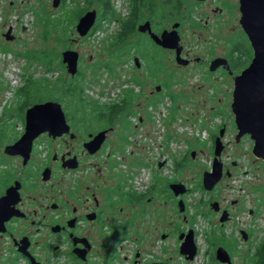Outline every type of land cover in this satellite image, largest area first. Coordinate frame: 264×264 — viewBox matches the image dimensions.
Listing matches in <instances>:
<instances>
[{
	"label": "rangeland",
	"instance_id": "1",
	"mask_svg": "<svg viewBox=\"0 0 264 264\" xmlns=\"http://www.w3.org/2000/svg\"><path fill=\"white\" fill-rule=\"evenodd\" d=\"M186 1L183 0L185 6L182 9L184 13L181 18V32L183 45L190 49L191 55L202 58H208L210 55L222 56L234 42L243 41L238 0H207L197 7L190 3L186 6ZM156 2L157 15L152 20L154 29L159 26L168 27V5L161 4L162 0ZM111 3L120 20L130 16V0H111ZM86 5V0H67L66 9H81ZM215 7H221V10L214 12ZM42 9L51 14L61 13L60 5L53 7L52 0H0V117L2 108H8L12 116L9 123L10 139L6 141L17 139L21 131L16 115L21 98L16 96V91L28 76L33 78L34 85L38 88H41L46 78V89L52 98L46 100L57 101L62 108H85L76 104L77 97H69L54 87L55 81L71 80L66 68L58 69L55 68L57 65H54L53 70L46 71L40 62L26 56V53L32 50L49 48L57 53L64 50V46L59 45L58 49L61 50L57 51L52 44L53 38L48 43L42 41L41 18L33 13ZM89 9L96 10L98 19L97 4L93 3ZM147 14L143 12L142 16L146 18ZM193 20L201 25L196 26ZM99 25L100 29L85 38L77 36L74 26L68 47L79 52L83 73L76 80L83 86L84 94L106 102L115 98V94L119 93L118 81L126 77L122 74L112 76L105 69L92 67L98 62L115 58V48L110 44L119 30L120 23L116 19L101 20ZM9 27L13 38L7 40L3 34ZM137 38L145 43L138 51L131 48L129 53L124 55L143 58L152 54V51H157L155 55L157 53L159 59V65H156L158 83L159 78L168 74L169 54L154 46L147 37L136 30L132 39L135 41ZM242 54L238 59H245V53ZM172 68V90L175 96L167 97L165 90L157 95L156 105L152 108V125H141V131H149L151 134H137L136 137L141 142H149L141 152L148 155L156 165H152V170L156 169L158 176L168 175L171 182L183 183L187 190L184 194L175 196L168 188V201L164 204L159 193L162 177L156 176V216L151 220L154 221V228L145 241L140 242L139 248L144 257L149 254L159 259L164 257L168 264H226L215 259V249L222 246L229 252L231 264H254L253 250L264 236V160L252 154L253 142L248 135H243L238 141L235 138L237 128L230 109L231 78L225 75L220 79L221 75L217 73L208 75L205 73L206 66L201 64L178 69L174 58ZM205 76L211 81L205 80ZM213 85L218 86L220 94H211ZM37 86L31 89L32 94H39L44 98L42 101H46L45 90L37 92ZM9 118L11 117L6 120ZM222 122L225 124V130L221 137L223 149L219 159L223 170H228L229 175L223 173V178L218 184L216 183L211 191H207L202 187V175L204 171L210 170L214 157L211 133L218 134ZM3 142L0 139V146L5 143ZM183 159L182 165L176 167L175 162ZM158 160H164L165 165L159 167ZM10 163H15V159ZM180 198L184 202L183 211L177 206ZM211 200L218 201L220 208L225 207L230 213V218L221 222V212L217 213L211 209ZM188 229H193L197 244V255L192 261L186 260L179 253L181 240L178 239V234ZM241 230L245 232L246 238L242 237ZM161 232H167L168 237L162 240ZM129 243L126 248L130 251L127 253L136 247L133 242ZM123 255L118 256V264L130 263L129 259H123Z\"/></svg>",
	"mask_w": 264,
	"mask_h": 264
},
{
	"label": "flooded vegetation",
	"instance_id": "2",
	"mask_svg": "<svg viewBox=\"0 0 264 264\" xmlns=\"http://www.w3.org/2000/svg\"><path fill=\"white\" fill-rule=\"evenodd\" d=\"M205 1L187 0L186 6L190 3L197 7ZM60 3L61 0L57 6ZM184 6L183 0L168 2V27L154 29L149 19L143 20L150 22L156 34L163 29L170 31L175 23L178 24L176 30L182 47L180 55L186 60L184 64L176 62L175 49L162 48L147 32H140L154 46L169 54L168 74L159 78L158 83L157 59L151 55L143 58L124 55L98 62L92 67L105 69L112 76L122 74L126 77L118 81L119 93L115 98L105 102L82 94L85 100L104 108H62L68 128L57 129L61 133L54 136L47 131L40 132L29 147H18L14 154L5 149L24 133L29 108H16L21 131L17 139L10 141L6 140L10 139L12 116L8 108H2L0 139L5 143L0 146V264H118L116 260L121 254H124V260L129 259L128 264H168L164 257L159 259L150 254L144 257L139 248L140 242L145 241L154 228L151 220L156 216V176L162 177L159 193L164 204L168 201V188L172 182L168 184V175L158 176L156 169L152 170L154 162L141 152L149 142H141L136 136H150L151 132L141 131V125H152V108L156 105L157 95L165 90L167 97L175 96L171 80L172 58L178 69L201 64L206 66L208 75L217 73L221 75L220 79L227 75L231 78L232 96L235 76L253 57L252 46L244 31L243 41L234 42L222 56L202 58L191 55L182 42ZM220 10L221 7L213 8L214 12ZM193 21L196 26L201 25ZM96 22L97 18L86 35L80 36L76 32L77 36H89ZM242 53L251 56L241 68L238 57ZM215 59L218 62L211 65ZM63 65L66 68V64ZM82 73L79 55L77 71L69 75L74 79ZM207 77L205 80L211 81ZM223 83L227 85L225 81ZM213 86L211 94H220L218 86ZM114 104H121L123 108H108ZM8 117L11 118L6 120ZM233 120L235 125L234 114ZM222 127L225 128L223 122L219 129ZM217 135L212 140L213 146ZM13 159L15 163H10ZM164 163V160L157 161L159 167ZM215 202V206L213 200L209 202L211 209L221 214L226 211L229 219V211ZM166 237L167 232L160 233L162 240ZM130 241L136 247L127 253Z\"/></svg>",
	"mask_w": 264,
	"mask_h": 264
},
{
	"label": "water",
	"instance_id": "3",
	"mask_svg": "<svg viewBox=\"0 0 264 264\" xmlns=\"http://www.w3.org/2000/svg\"><path fill=\"white\" fill-rule=\"evenodd\" d=\"M238 1L239 23L252 46L253 57L250 63L234 78V90L230 108L235 116L236 140L238 141L243 135H248L253 142L252 154L256 158L264 160V0ZM59 2L60 0H52V6L56 7ZM95 18L96 10H87L78 18L75 31L80 36L86 35L94 24ZM177 26L178 24L175 23L172 30L163 29L160 34H156L152 31L150 22L146 20L137 25V30L139 32H147L156 45L166 49H175L176 62L184 64L186 60L180 55L182 47L179 43L180 38L176 30ZM3 35L7 40L12 39L11 27ZM78 56V51L75 49H65L61 52V60L66 64L67 73L71 75L76 73ZM217 62L218 59H215L211 62V65ZM28 108L26 111L25 131L14 144L6 147L5 150L8 153H16L18 147H24L25 145L29 147L32 139L40 132L47 131L54 136L55 133H61L57 132V129H65L67 127L61 104L57 101H41L32 104ZM224 130V127L220 128L218 135L214 139L212 165L210 170L204 171L202 175V187L207 191H211L223 175V164L219 156L223 149L221 137ZM193 155L194 152H192ZM226 174L229 175V172L226 171ZM169 188L175 196L184 194L187 190L185 185L180 182L170 183ZM216 204V202L212 203L214 206ZM178 206L179 210L183 211L184 202L182 199L178 200ZM226 219L227 212L223 211L220 221L222 222ZM241 234L243 238H246L243 230H241ZM178 239L181 240L179 253L186 260L192 261L197 254V244L193 229L181 232L178 235ZM215 259L222 263L231 264L230 254L222 246H218L215 249Z\"/></svg>",
	"mask_w": 264,
	"mask_h": 264
},
{
	"label": "trees",
	"instance_id": "4",
	"mask_svg": "<svg viewBox=\"0 0 264 264\" xmlns=\"http://www.w3.org/2000/svg\"><path fill=\"white\" fill-rule=\"evenodd\" d=\"M87 5L84 8L78 9L73 8L72 10L66 9V2L67 0H61L60 3V14H51L43 9L40 11H33L34 15L40 16L41 21V31H40V37L43 42H49L51 38L54 39L52 41V44L57 48V51L60 52L61 49H58L60 46L63 45L64 49L68 48V41L71 40V35L73 33L74 24L78 20V18L83 14L86 10L89 9L90 5L93 3L97 4V10H99V15L97 22L95 26L91 29L89 36L92 35L97 29H100L99 22L101 20L104 21H112L113 19H116L120 23V28L113 36V41L110 44L111 47L115 48L114 51V57H119L124 54H128L131 48H134L136 51H138L139 47L145 43L140 38H137L135 41H133L132 37L136 34V26L138 23L142 22L144 19H149L151 22L154 19V17L157 15V2L156 0H130L131 2V11L130 16L127 17L125 20H120L118 17L113 4L111 3V0H86ZM176 3L180 0H162L161 4L168 5V2ZM140 6V7H139ZM101 8V10H100ZM142 8V9H140ZM143 12H146L147 17L144 18ZM167 14V13H166ZM167 17V16H166ZM132 39L129 41V39ZM125 47H123V46ZM134 46V47H133ZM124 49V51L122 50ZM155 52L152 51V54L149 55L153 56L155 59H158V55ZM140 54V52H139ZM26 56L34 61H38L42 64V66L45 68L46 71L53 70L54 65H57L55 68H63L64 65L61 62V56L60 53L55 52L54 49H41L37 51H28L26 53ZM156 56V57H155ZM242 56V55H241ZM251 55H245V59H239V66L245 67L246 64L249 62ZM57 59V62L55 63V60ZM159 60V59H158ZM157 60V61H158ZM156 61V62H157ZM157 65L158 62H157ZM41 84V88H38L37 86V92H40L41 90H45L46 96L42 93L43 96H45L46 99H52L50 97V92L46 89L47 87V80H45ZM35 81L31 77H26L25 83L20 86V88L16 91V96L21 98L19 103V108H28L32 104L36 102L42 101L41 95H33L32 88L36 87ZM54 87L62 92L64 94H67L69 97H77L78 102L76 104H79L83 107L89 106V108H104V106L96 104H92L91 102L85 100L83 98L84 92H83V86L81 83H79L76 78L71 79L69 81L65 80V82H59L55 81ZM108 108H123V105L121 104H114ZM117 112H114V114ZM217 134L211 133V139L214 138V135ZM184 159L181 161H176L175 166L179 167L182 165ZM171 182L170 179H168V184ZM213 257V256H212ZM252 260L254 264H263L264 263V236L259 240L258 244L255 246L253 253H252Z\"/></svg>",
	"mask_w": 264,
	"mask_h": 264
}]
</instances>
